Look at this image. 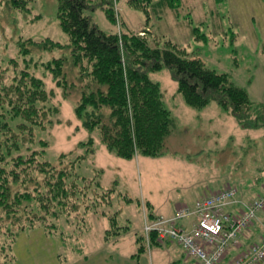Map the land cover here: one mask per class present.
<instances>
[{
  "label": "rangeland",
  "instance_id": "obj_1",
  "mask_svg": "<svg viewBox=\"0 0 264 264\" xmlns=\"http://www.w3.org/2000/svg\"><path fill=\"white\" fill-rule=\"evenodd\" d=\"M104 1L93 0L95 6L86 10L99 29L121 37H147L150 46L164 48L172 41L186 47L207 67L228 74L247 91L255 107L264 105V0H180V7L159 6L154 0L148 14L126 0H106L116 4L114 23L102 8L107 6ZM16 3L0 0V78L10 75L7 62L16 59L19 68L28 65L53 95L40 115L42 125L28 124L18 138L10 139L6 133L0 139L17 143L19 150L13 156L35 158L34 166L49 161L58 172L73 167L71 182L76 180L81 187L70 189L72 193L58 204L45 195L44 175L38 170L28 172L32 180L23 176L25 184L12 186L37 195L34 188L40 184L41 204L48 211L38 210V201L33 202L32 215L26 211L15 216L0 209V264H193L173 240L145 244L146 250L141 251L138 238L146 236L151 212L167 217L172 213L169 206L176 202L193 209L204 191L225 188V181L239 191L243 183H249L253 192L256 186H264V109L262 115L251 110L249 123L259 124L250 127L245 115L240 122L216 99L200 109L188 105L170 68L150 70L175 120L174 130L160 157H119L106 148L99 128H85L76 115L82 94L98 84L88 61L78 64L73 56L58 18V0H27L19 3L20 8ZM27 39L52 41L43 46ZM22 42L30 48L27 55L20 53ZM83 176L100 182L99 189L97 183L90 186L98 195L84 191L89 185ZM110 188L112 201L103 194ZM114 213L118 225L127 229L107 236L109 215Z\"/></svg>",
  "mask_w": 264,
  "mask_h": 264
},
{
  "label": "trees",
  "instance_id": "obj_2",
  "mask_svg": "<svg viewBox=\"0 0 264 264\" xmlns=\"http://www.w3.org/2000/svg\"><path fill=\"white\" fill-rule=\"evenodd\" d=\"M14 1L17 2L16 7L20 8L19 3L27 0ZM126 1L132 7L142 9L148 14L154 0ZM179 1L157 0L156 3L159 6L172 7L175 4L180 7L177 4ZM104 2L107 6L103 5L102 8L114 23L116 4L106 0ZM94 6L93 0H58V18L62 29L69 36L73 56L78 64L84 59L88 61L92 66L90 75L98 84L90 92L82 94L76 106V115L79 119H83L85 128L100 129L102 141L108 150L126 159L135 158L138 154L152 157L165 154L166 142L174 130L175 120L163 102L159 83L153 81L148 73L150 70H161L163 67L173 71L179 91L188 105L200 109L207 106L212 99H216L223 109L230 110L240 122L244 120L245 115V122L250 127L259 124L249 123L248 116L252 109L255 114H261L264 105L255 107L247 91L234 84L228 74L207 67L199 57L191 56L186 47L172 41L170 43L167 41L166 47L160 48L150 46L147 37L134 34H130L131 36L123 34L121 37L117 33L104 32L93 23L89 15H86L87 8ZM195 31L197 32L198 28H195ZM202 36L198 35V38ZM27 40L28 43L43 46H50L49 42L52 41ZM20 53L23 55L30 53V48L23 42L20 43ZM18 65L16 59L8 61L10 75L7 78H0V136L5 137L9 134L10 139L18 138L21 131L27 130L28 124L42 125L40 115L45 112L48 97L53 95L46 90L43 80L29 70L28 65L23 68H19ZM54 75L56 76L57 72H54ZM54 109L59 112L58 108ZM105 109H108V113ZM1 120L4 122L2 123ZM12 141L3 142L0 139V151H2L0 209L5 208L15 216L19 215V212L26 211L32 215L36 212L33 202L38 201L37 209L48 211L45 204H41L43 198L40 184L34 188V193L37 195L26 191L25 188L23 190L12 188L20 182L25 184L27 178L32 180V174L28 173L31 170H38L44 175L43 187L46 185L45 195L48 196V200L52 197L60 204L63 203L61 197L67 198L72 193L70 189L74 191L78 187L79 190L81 187L79 182L76 180L71 182V177H74L73 167L58 172L49 161H44V165L34 166L35 158L30 161L22 156L15 158L13 152L19 150V146ZM23 176H26L25 181ZM81 178L89 185L83 187L86 193L88 191L95 194L90 188L94 183L98 184V189L101 187L100 182L94 178L85 176ZM221 190L223 189L212 192ZM113 191V188L103 191V194L110 195L109 201H112ZM97 193L95 195H98ZM109 216L112 221L107 236L111 235V232L119 235L121 234L119 229H127L118 225L116 213ZM138 241L141 243L139 246L141 251L146 250L145 244L149 247L154 244L160 245L155 233H152L150 239L143 235Z\"/></svg>",
  "mask_w": 264,
  "mask_h": 264
},
{
  "label": "built area",
  "instance_id": "obj_3",
  "mask_svg": "<svg viewBox=\"0 0 264 264\" xmlns=\"http://www.w3.org/2000/svg\"><path fill=\"white\" fill-rule=\"evenodd\" d=\"M238 189L227 185L198 200L193 209L187 205L177 210L175 217H158L147 221L145 232L160 242L175 241L195 264H263L264 235L239 253L229 257L234 248L241 247L243 233L251 228L264 212V193L245 204L244 209L230 212L238 203ZM192 220L190 227L180 226L182 220Z\"/></svg>",
  "mask_w": 264,
  "mask_h": 264
},
{
  "label": "crops",
  "instance_id": "obj_4",
  "mask_svg": "<svg viewBox=\"0 0 264 264\" xmlns=\"http://www.w3.org/2000/svg\"><path fill=\"white\" fill-rule=\"evenodd\" d=\"M264 174V173H263ZM257 180V179H254V181ZM256 183V182H254ZM228 185V181H225L224 182V185ZM101 185V184H100ZM230 185H232V183H230ZM240 186H243V189L241 191H239V194H238V199H239V203L233 205L229 211L230 212H237L239 211V209H242L243 208V205H245V203L251 201L252 199L256 198L257 196H259L260 194L263 193L264 191V186H256L254 192L253 190L250 188L252 187L249 183H243V185H240ZM244 187H247L246 189ZM224 188V187H223ZM222 189V188H221ZM218 190V189H217ZM220 190V189H219ZM212 191H204V194L202 195L205 196L207 194H210ZM252 196V197H251ZM200 199V198H199ZM195 200L194 202V205L196 204V202L199 200ZM183 204H185V202L183 203H180V202H176L175 204L173 203L171 206H169V208L171 209L170 212H172L170 215H166L167 217L166 218H171V217H174L175 216V213L177 212V210L179 208H181L182 206H184ZM194 205L192 207H194ZM153 205L150 203V208L152 207ZM153 208V207H152ZM150 215H153V216H163V215H160V214H155L154 211L151 212ZM164 217V216H163ZM181 224L180 226H185V227H190L191 226V222L192 220L190 219H187V220H182L180 221ZM264 235V212H262L258 219L256 220L255 224L249 228L248 230H246L242 237H241V247L238 249V250H235L234 248L231 250V252L229 253V257H231L233 254L235 253H239L241 249H244V247H247L248 245H250L252 242H258L261 240V237ZM164 243V242H163ZM177 247V246H176ZM168 249H172L171 246H169ZM193 259V258H192ZM195 264V262L193 263Z\"/></svg>",
  "mask_w": 264,
  "mask_h": 264
}]
</instances>
